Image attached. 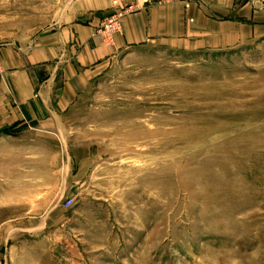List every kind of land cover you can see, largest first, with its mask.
Here are the masks:
<instances>
[{"label":"rangeland","instance_id":"374dc122","mask_svg":"<svg viewBox=\"0 0 264 264\" xmlns=\"http://www.w3.org/2000/svg\"><path fill=\"white\" fill-rule=\"evenodd\" d=\"M158 1L0 0V45ZM60 122L0 157V264H264V41L131 49Z\"/></svg>","mask_w":264,"mask_h":264},{"label":"crops","instance_id":"0c3cea01","mask_svg":"<svg viewBox=\"0 0 264 264\" xmlns=\"http://www.w3.org/2000/svg\"><path fill=\"white\" fill-rule=\"evenodd\" d=\"M103 17L81 11L27 46L0 45V157L66 150L60 120L124 52L156 43L220 52L264 41V0L148 3L122 17L112 43L98 30Z\"/></svg>","mask_w":264,"mask_h":264},{"label":"built area","instance_id":"2783aa9c","mask_svg":"<svg viewBox=\"0 0 264 264\" xmlns=\"http://www.w3.org/2000/svg\"><path fill=\"white\" fill-rule=\"evenodd\" d=\"M123 12L107 16L101 23V32L103 33L106 42H111L113 35L116 31L120 30ZM71 203V202H70Z\"/></svg>","mask_w":264,"mask_h":264}]
</instances>
